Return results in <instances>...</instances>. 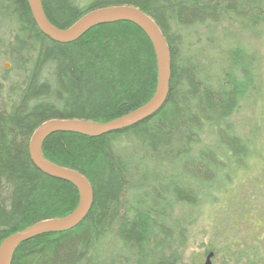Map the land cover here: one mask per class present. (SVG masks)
Here are the masks:
<instances>
[{
	"label": "trees",
	"instance_id": "trees-1",
	"mask_svg": "<svg viewBox=\"0 0 264 264\" xmlns=\"http://www.w3.org/2000/svg\"><path fill=\"white\" fill-rule=\"evenodd\" d=\"M116 6L141 10L163 33L171 56L166 105L121 132L45 141L48 162L88 180L93 207L78 228L22 244L11 264H181L172 248L168 255L164 243L151 240L171 242L178 234L183 247L187 221L174 219V211L222 205L239 172L251 194L236 192L223 214L245 223L235 217L244 201L264 213V115L246 136L235 122L256 95L264 104V54L259 60L242 42L213 32L263 29L264 0H42L48 21L61 30ZM0 57L18 72L15 82H0L1 245L78 207L73 186L33 166L34 131L51 120L107 124L138 110L155 93L157 65L146 36L127 23L98 27L71 45L52 43L36 28L28 0H0ZM250 160L261 167L252 170ZM261 228L264 222L261 241L226 247L225 259L264 264Z\"/></svg>",
	"mask_w": 264,
	"mask_h": 264
},
{
	"label": "water",
	"instance_id": "water-1",
	"mask_svg": "<svg viewBox=\"0 0 264 264\" xmlns=\"http://www.w3.org/2000/svg\"><path fill=\"white\" fill-rule=\"evenodd\" d=\"M32 20L38 31L49 41L59 45H71L92 30L106 25L127 23L138 28L150 42L157 65V85L152 99L143 107L107 124L82 120H51L38 127L32 134L28 152L33 166L43 175L68 183L78 192L76 210L62 219L38 223L4 240L0 245V264H11L15 251L24 243L45 235L62 234L78 228L88 217L94 203V191L81 174L48 162L42 147L55 134H73L86 138H100L132 128L156 116L166 105L171 78V56L166 39L157 24L141 10L130 6L107 7L91 11L67 30L53 26L47 19L42 0H28ZM214 253L203 264H213Z\"/></svg>",
	"mask_w": 264,
	"mask_h": 264
},
{
	"label": "rangeland",
	"instance_id": "rangeland-1",
	"mask_svg": "<svg viewBox=\"0 0 264 264\" xmlns=\"http://www.w3.org/2000/svg\"><path fill=\"white\" fill-rule=\"evenodd\" d=\"M213 32L215 35H222L228 41L242 42L244 46H247L257 54L259 60L263 57L264 45L262 43L264 40V28L256 32L247 33L239 26H231L229 28L217 29ZM203 33L205 34V32ZM3 46L6 48V45ZM14 68L10 62L1 60L0 82H2V78L4 77H6L5 80L11 81V83L15 82V76L18 75V72H13ZM10 71H12V73H10ZM263 115L264 104L259 96L256 95L254 99L247 102L242 107L239 114L235 117V122L241 134L246 136L249 134L250 130H255L256 126L261 123ZM249 163L252 170H258L261 167V163L257 160H250ZM245 177L246 175L241 172L237 174L233 181V186L228 187L222 195V205L209 207L206 203L197 210L174 211V219L184 218L187 221L182 227L185 236V244L183 247L181 246V241L178 240V234L173 236L175 239L171 242H166L165 240L163 242V239L151 240L152 246L164 243L163 249H166V253L172 248V253L180 258L181 264H203L205 258L210 253L216 254L213 258V264H249L236 257L232 261L230 259H225L226 256L223 252V250L229 246H231L233 250H239L242 247V245L239 244L242 243V240L246 245L253 244L254 246L261 241L258 237V229L264 222V213H261L259 209H252V211H250L248 201L242 202L237 214H235V217L243 218L244 216L245 223L242 220L235 223L231 222V214H223L225 208L223 202L234 197L236 192L243 193L246 186ZM247 194L249 195L251 192L249 189L245 188L244 193L241 195ZM262 230L264 231V229ZM262 230H260V232ZM169 245H171V247ZM167 254L169 255L171 253ZM258 264L263 263L260 262Z\"/></svg>",
	"mask_w": 264,
	"mask_h": 264
}]
</instances>
